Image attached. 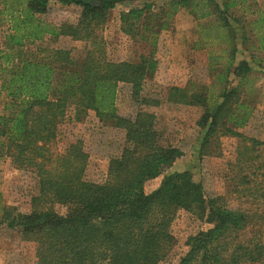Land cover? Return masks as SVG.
I'll use <instances>...</instances> for the list:
<instances>
[{
    "label": "trees",
    "instance_id": "trees-1",
    "mask_svg": "<svg viewBox=\"0 0 264 264\" xmlns=\"http://www.w3.org/2000/svg\"><path fill=\"white\" fill-rule=\"evenodd\" d=\"M138 1L0 0V23L7 27L0 45V158L32 175L36 186L24 212L0 198V227L35 246V264H164L176 244L171 225L185 213L199 222V230L187 237L172 264H264V141L243 138L236 153L233 193L250 208L232 210L224 197H207L189 171L168 173L183 154L163 143L156 115L148 110L163 103L202 109L200 158L219 155L220 138L242 137L237 129L248 124L252 109L241 96L252 68L248 60L236 62L239 50L249 51L264 74L263 60L255 59L247 43L250 26L264 50L256 29L264 19L252 8L256 1L167 0L156 12L150 4L133 6L120 13L119 30L142 51L131 61H110L100 32L116 6ZM52 3L74 7L76 22L41 19ZM180 10L197 21L202 38L210 35L217 46L226 45L221 54H228L227 61H208L217 96L191 82L159 87V93L145 89L157 70L158 36ZM249 14L256 20L243 19ZM61 37L84 42L82 57L35 46ZM119 84L130 86L137 105L132 118L117 114ZM70 108L75 122L91 111L101 125L124 132L121 153L109 160L103 183L85 178L88 157L80 141L57 150L58 126Z\"/></svg>",
    "mask_w": 264,
    "mask_h": 264
},
{
    "label": "rangeland",
    "instance_id": "rangeland-1",
    "mask_svg": "<svg viewBox=\"0 0 264 264\" xmlns=\"http://www.w3.org/2000/svg\"><path fill=\"white\" fill-rule=\"evenodd\" d=\"M254 10L260 11L264 19V0H255ZM167 0H140L135 3L116 6L108 15L100 35L104 42L106 58L110 61H131L138 57L141 48L135 41L123 35L120 30L119 15L133 6L150 4L151 10L158 11ZM252 4L251 1H249ZM258 10V11H257ZM252 11V10H251ZM237 16L242 15L241 10L235 11ZM255 12V14H256ZM255 14H249L246 21L256 20ZM78 18V11L74 7H67L52 3L47 12L41 16L46 22L54 25L74 24ZM197 23L187 14L180 10L172 20V27L168 31L159 34L157 48L154 54L157 60V70L151 82L145 86L146 91L151 89L159 93V87H186L189 82L202 84L211 88V93L217 96L218 86L214 83L213 73L208 70V61L213 56H220L222 62L228 60V54H221L226 50L225 45L194 49L196 42ZM235 27V26H234ZM252 27V26H251ZM261 36L264 37V23L257 25ZM6 26L0 23V45ZM256 32L246 27L248 35V46L253 45V56L255 59L263 60L264 50L259 47L256 39ZM239 34V32H238ZM259 35V34H257ZM264 40V39H263ZM36 47H46L52 50H64L74 58H81L85 50V43L76 41L70 37H61L56 41L48 39L42 43L35 44ZM31 47L29 50H36ZM249 51L239 50L236 62L248 60L252 72L247 76L248 82L243 87L241 100L250 101L248 104L252 109L251 118L246 126L237 129L242 135L241 138L222 137L219 140V155L199 157L198 148L202 138V132L197 127V121L202 109L193 106L174 105L163 103L159 107L149 108V112L156 115V127L162 134V141L182 152L178 159L168 170L170 172L189 171L195 182L203 186L207 197L222 196L227 206L236 208H250L245 200L237 199L234 194L233 181L237 167L235 164L236 153L242 147L243 138L248 140L264 141V74L260 67L253 64L249 58ZM232 85L235 84L234 77H231ZM249 99V100H248ZM115 105L117 114L122 117H133L137 105L132 101L131 89L127 84H119L116 91ZM4 96H0V115L3 113ZM82 143V149L87 154V166L85 178L91 182L103 183L106 179L108 162L111 158L120 155L124 144V132L119 129L101 125L93 112H87L81 122L73 121V109L67 111L64 121L58 126L56 147L63 152L68 144L74 141ZM248 143V142H247ZM264 154V150L262 152ZM253 179L254 176H252ZM261 180V179H258ZM157 181L147 184L152 188ZM35 181L33 176L16 170L6 158H0V198L1 201L24 212L28 209L29 198L35 193ZM258 204L252 207H257ZM199 230V222L188 214L182 213L177 216L171 225V232L176 239L173 252L164 264H172L174 254L183 251L188 236ZM35 246L32 243L24 242L12 231L0 227V264H35Z\"/></svg>",
    "mask_w": 264,
    "mask_h": 264
},
{
    "label": "crops",
    "instance_id": "crops-1",
    "mask_svg": "<svg viewBox=\"0 0 264 264\" xmlns=\"http://www.w3.org/2000/svg\"><path fill=\"white\" fill-rule=\"evenodd\" d=\"M188 15L191 16L190 14H188ZM192 19H193V17H192ZM195 22L197 23V21H195ZM195 27H196V32H197L196 36L198 35V37H197L196 42L193 43V48L194 49H201V48H208V47L211 48V47H216L217 46L213 42V38L210 35H206L204 38H202V36L200 35V29L197 27V25ZM221 45H224V44H221ZM221 45H219V46H221ZM225 47H226V45H225Z\"/></svg>",
    "mask_w": 264,
    "mask_h": 264
}]
</instances>
